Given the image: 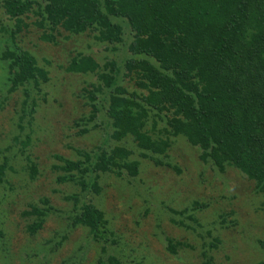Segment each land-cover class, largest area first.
I'll list each match as a JSON object with an SVG mask.
<instances>
[{
  "label": "trees",
  "instance_id": "16d2710c",
  "mask_svg": "<svg viewBox=\"0 0 264 264\" xmlns=\"http://www.w3.org/2000/svg\"><path fill=\"white\" fill-rule=\"evenodd\" d=\"M1 6L7 23H0V35L8 36L5 42L12 46L6 44L0 60L7 72L6 93H24L19 120L33 116V94H41L49 82L48 70L15 44L30 26L40 31L43 42L56 44L88 34L109 50L126 52L124 61L102 65L92 55L77 52L61 67L90 76L88 88L80 94L90 107L84 120L93 122L102 114L110 130L95 150L80 151L78 160L56 156L62 163L56 169L64 172L58 176L60 182L76 183L90 196L99 194L101 175L131 184L140 173L139 161L131 158L135 154L179 172L167 152L173 140L182 137L198 150L201 164L217 173L235 169L254 183L264 213V0H2ZM125 79L135 88L123 85ZM2 97L0 109L5 104ZM26 160L32 180L37 167ZM7 166L0 165V183ZM65 199L73 203L72 214L47 246L59 248L80 227L86 236L63 264H77L92 247L98 250L94 264H130L118 252L104 211L77 194ZM42 203L47 207L32 206L24 212L32 218L26 227L31 236L54 211L46 200ZM168 210L173 225L200 237L202 247L209 239L210 249L216 248L218 239L189 214L191 208ZM157 229L169 254L192 248L168 237L159 225ZM3 238L0 229L4 247ZM41 250L40 261L46 260L48 253ZM201 255L203 264H214L205 248Z\"/></svg>",
  "mask_w": 264,
  "mask_h": 264
},
{
  "label": "rangeland",
  "instance_id": "374dc122",
  "mask_svg": "<svg viewBox=\"0 0 264 264\" xmlns=\"http://www.w3.org/2000/svg\"><path fill=\"white\" fill-rule=\"evenodd\" d=\"M1 4L2 0L0 23L6 24ZM39 36L40 31L30 26L15 41L49 73L43 92L33 94L37 108L32 117L19 120L24 93L22 89L6 93L9 83L0 60V95L5 101L0 109V165L8 163L4 183H0V229L5 241L4 247L0 243V264H63L69 260L86 236L84 228L73 230L59 248L47 245L72 214L73 203L65 197L74 194L91 199L104 211L118 252L127 263L203 264L201 253L205 248L214 264H264V213L259 210L262 198L256 195L254 183L242 178L235 169L217 173L201 164L198 150L182 137L174 139L167 152L179 172L155 166L135 154L131 158L140 163L138 177L130 184L111 174L101 175L97 179L100 192L96 196L82 194L76 183L58 180L64 172L56 169L62 165L56 156L78 160L80 151L95 150L110 130L104 125L102 114L93 122L84 120L90 107L80 94L83 88H88L90 76L67 73L61 67L77 52L92 55L101 65L107 61H124L126 52L109 50V46L96 43L88 34L70 36L56 44L43 42ZM7 37L0 35V52L6 44L12 46L5 42ZM123 85L135 88L126 79ZM157 127L162 129L163 123L158 122ZM83 129L87 131L81 133ZM26 157L37 167L32 180ZM43 200L54 211L47 215L43 228L31 236L26 227L32 218L24 212L32 206L47 207ZM194 202L207 206L192 209ZM170 208H191L189 214L210 229L212 238L218 239L216 248L210 249L209 239L202 247L200 237L173 225L168 219ZM158 225L168 237L192 248L177 256L166 252L158 237ZM42 248L48 256L40 261ZM97 251L92 247L76 263L94 264Z\"/></svg>",
  "mask_w": 264,
  "mask_h": 264
}]
</instances>
